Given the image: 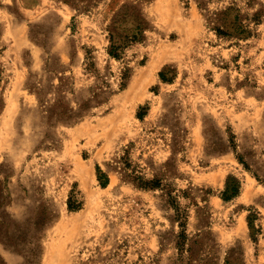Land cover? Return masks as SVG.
<instances>
[{
  "label": "rangeland",
  "instance_id": "1",
  "mask_svg": "<svg viewBox=\"0 0 264 264\" xmlns=\"http://www.w3.org/2000/svg\"><path fill=\"white\" fill-rule=\"evenodd\" d=\"M209 1L214 10L236 7L250 36L217 34L198 0H0V236L18 248L0 239V264H28L20 236L45 209L51 219L34 264H177L175 210L166 190L122 176L127 150L146 176L170 161L165 182L179 193L193 188L220 264L232 248L239 264H264V0ZM132 2L151 27L118 60L109 54L110 27ZM168 66L177 69L173 82L159 77ZM57 75L74 106L88 101L76 122L49 116L40 102L35 88L58 84ZM206 128L222 150H212ZM179 132L182 147L173 152ZM228 182L240 191L225 199ZM72 193L77 210L68 207ZM179 200L192 236L202 215L191 199Z\"/></svg>",
  "mask_w": 264,
  "mask_h": 264
},
{
  "label": "trees",
  "instance_id": "2",
  "mask_svg": "<svg viewBox=\"0 0 264 264\" xmlns=\"http://www.w3.org/2000/svg\"><path fill=\"white\" fill-rule=\"evenodd\" d=\"M199 5L204 9L206 19L209 25L216 31L219 35L226 36H236L240 39L250 36L252 29L251 27L241 20V14H235L233 17V11L237 10L233 5L226 6L222 9H211L209 6V0H198ZM151 23L148 20L143 8L136 2L126 3L116 14L113 24L110 27V49L109 54L118 60H124L127 49L133 44L144 40L146 32L150 29ZM131 75V68L129 64H125L122 68V74L120 78L122 79L121 85L126 86V80L129 79ZM177 75V69L172 66L164 67L160 73L159 77L164 82H173ZM59 83H52L47 86L36 87V92L40 97V102L45 110L49 113V116H55L61 121L76 122L83 117V112L89 108L88 101L80 103V106H74L73 100L68 98L66 94V83L65 76H58ZM108 82L105 81V84ZM53 89L54 91H51ZM73 89V88H72ZM70 88L69 93H75L74 90ZM104 86H100L99 90H96L93 93V97L99 99ZM56 95L54 98H51V95ZM47 95L49 98L46 100L44 96ZM46 100V101H45ZM149 107L143 106L140 108L138 117L144 119L147 114ZM206 136L209 141V145L212 150L223 149L224 145L220 146V140L216 139L217 135L213 128H206ZM181 132L176 134L174 140H172V149L175 152L177 149L182 147L181 145ZM230 147L237 153L236 142L234 140V134L229 139ZM220 147V148H219ZM238 160L248 169L251 170L256 177L261 179V175L253 170L251 164L245 157L241 154H237ZM173 160V158L171 159ZM119 163L121 164L120 171L123 174L124 178L131 180L134 184L138 185L144 189H164L166 190L167 202L175 210V221L179 225V232L177 234L176 248L178 256L176 258L177 264H220L218 259V243L214 238H212V232L209 229V225L206 224V218L204 217L207 214L206 207L199 206L196 203L193 194V188L187 190H180L173 188L170 183H166V174L172 173V170L169 169L171 162L167 161L164 164L165 170L154 171L153 177L146 176L145 173L137 166L130 158L129 151H126L124 156L120 157ZM98 178L102 185L106 186L110 182V178L107 173L102 169L101 166H98ZM240 191L239 182L229 183L226 188V192L223 194L224 198H230L234 195H237ZM191 199L197 207L198 212L201 213V225L198 232L194 235H190L188 232V220L189 212L188 209L184 208L179 200L180 197ZM68 207L71 210H77L81 207V202L79 201L78 195L72 193L68 200ZM257 214L252 215L251 219H254ZM3 218V216H2ZM51 219L50 212L45 209L43 216L35 219L32 222V226L26 228L22 231L21 238L23 241L28 242V249L30 252L25 254L28 264H34L39 258V250L37 247H40V243L37 241L40 240L41 233L44 229L43 226L48 224ZM3 226L7 221L5 219L1 220ZM2 226V227H3ZM8 236H0V239L5 242L6 245L18 249L17 242L11 241ZM234 250V251H233ZM240 260L238 257V252L232 248L228 255L224 258L223 264H239Z\"/></svg>",
  "mask_w": 264,
  "mask_h": 264
}]
</instances>
